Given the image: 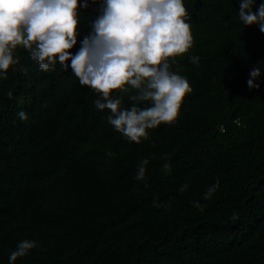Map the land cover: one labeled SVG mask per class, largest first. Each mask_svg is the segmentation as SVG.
<instances>
[{"label": "trees", "instance_id": "trees-1", "mask_svg": "<svg viewBox=\"0 0 264 264\" xmlns=\"http://www.w3.org/2000/svg\"><path fill=\"white\" fill-rule=\"evenodd\" d=\"M101 3L79 10L73 54ZM184 3L194 43L169 62L193 91L179 118L140 144L108 124V110L94 105L99 94L71 69L43 72L16 50L20 64L0 79V264L23 240L37 246L15 264H264V71L258 90L247 85L264 33L239 20V0ZM130 94L113 97L129 107Z\"/></svg>", "mask_w": 264, "mask_h": 264}, {"label": "clouds", "instance_id": "clouds-1", "mask_svg": "<svg viewBox=\"0 0 264 264\" xmlns=\"http://www.w3.org/2000/svg\"><path fill=\"white\" fill-rule=\"evenodd\" d=\"M255 5L256 0H239L238 17L245 27L257 25L264 33V3L254 11ZM88 7L89 0H0V79H7L10 67L20 64V56L14 55L18 48L27 50L43 72L54 70L57 64L63 71L71 69L81 86L99 94L94 105L98 110H108V124L129 142L140 144L149 138L148 130L173 124L186 96L193 91L186 77L170 70L169 62L175 63L177 56L193 46L188 10L184 0H102L99 15L91 21V32L73 54L71 49L79 35V10ZM189 60L197 65L200 62L198 56ZM261 74L259 67L250 70V90L260 88L256 81ZM130 89L133 94L128 99L133 103L123 107L122 99L113 97V92L128 93ZM18 116L27 120L24 111ZM106 155L114 154L109 151ZM149 162L148 158L139 162L136 180H145ZM163 169L170 173V163ZM188 187L185 183L179 191L183 193ZM219 187L217 178L204 193V200ZM194 206L203 211L206 205L196 201ZM231 219L238 220V214L233 213ZM36 246V241H20L9 254V264Z\"/></svg>", "mask_w": 264, "mask_h": 264}, {"label": "built area", "instance_id": "built-area-1", "mask_svg": "<svg viewBox=\"0 0 264 264\" xmlns=\"http://www.w3.org/2000/svg\"><path fill=\"white\" fill-rule=\"evenodd\" d=\"M255 67H259L261 69V72L264 71V54L261 58H258L254 63L251 64L249 70H248V75L250 73V70H252ZM250 78V76H249Z\"/></svg>", "mask_w": 264, "mask_h": 264}]
</instances>
